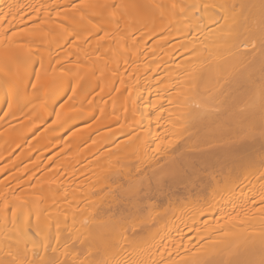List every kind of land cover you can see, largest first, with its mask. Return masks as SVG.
I'll return each instance as SVG.
<instances>
[{
  "label": "bare ground",
  "instance_id": "1",
  "mask_svg": "<svg viewBox=\"0 0 264 264\" xmlns=\"http://www.w3.org/2000/svg\"><path fill=\"white\" fill-rule=\"evenodd\" d=\"M73 1L0 0V19L9 11V6H12V11L15 12L20 5L28 4L36 7L47 5L48 13H51L55 19V12L61 8L70 9ZM137 2L167 3L168 0H137ZM183 2L200 3L202 6L205 2L221 3L224 0H183ZM235 2L239 5L241 0ZM245 2L255 5L246 11L256 23L254 24L252 19L244 23L242 18L237 30L238 34L231 38L225 37L217 25L212 23L219 13L211 9L205 12L202 7L200 12L190 11L187 13V19L178 17L171 24H168L167 19L161 20L158 14L155 19L148 16L141 23L142 27L137 28L143 32L138 33L137 30L129 32L125 29L127 33L123 39L118 37L117 32H114L113 38L103 41H97L95 35L88 37V32L95 30L91 28L87 18L81 21L80 13L72 11L68 12L71 23L64 22L69 31L73 32L72 35L61 38L58 35L59 29L54 24L51 26L45 24L39 29H34L36 35L17 37V40L22 42L35 41L33 47L38 48V52L44 55L46 61L50 58L55 63L60 59L64 63V68L71 69L73 73L78 72V75L70 77L71 79L80 81L82 78H91L92 88L103 89V82L108 76L124 72L122 64L128 61L119 62L120 54L127 55L132 63L130 64L132 69L141 67L143 73L149 72L146 78L153 76L157 78H152L156 84L153 88L149 84L144 86V82L129 83L127 94L131 98L124 109L117 112L114 110L109 114L106 111H99L95 114L97 117L95 121L92 118L94 114L88 110L82 111V108L75 109L67 115L62 114L57 120L51 104L47 111L33 109L32 105H27L22 110L15 111L14 116L10 114L0 120V155L15 154L16 159H20L21 155V152L20 155L17 154V149L26 145L22 142L25 136L39 131L35 136L42 137V133L57 128L65 121L69 122L68 126L78 125V127L75 129L65 126L55 131L53 135L60 136L65 131L66 135H63L64 138L59 141L43 143L41 151L52 144V147L47 148L48 154L51 148L52 151L58 152L59 156L63 153L65 155L67 151L66 159L68 157L72 160L73 158L81 160L84 152L81 150L80 156L75 152L78 146L72 144V138L80 137L85 141L97 129L117 123L120 126L121 121V125L127 126H122L126 129L123 134L125 136L127 133L131 134L129 138L118 141L98 153L100 163L107 159L111 163L108 166L104 165L106 168L103 167V172L98 173L95 180H90L89 175H86V179L82 178L79 183L69 181L67 172H72V169L76 171L71 168L73 164L77 165L76 159L68 160L64 179L61 178L62 175L57 178L54 171L55 174L49 175L48 172L47 175V171L39 167V170L44 172L43 175L36 176L34 180L36 184L28 182L30 178L27 180L28 183L26 182L27 185L29 183L36 185L35 187L32 185L36 189L35 192L31 190V194L28 188L25 194L23 189L22 194L17 192V184L14 185L15 188H11L12 190L8 189L6 181L3 182L1 179L3 183H0V193H4L5 196L0 198V239L5 235L15 236V232L11 230L14 227L12 208L16 207L17 226L22 229L25 216L31 224L28 239L35 240L43 246L47 238L49 244L59 243L61 250H65L64 246L67 244L69 258L81 254L87 248L86 243L80 242L87 234L85 228L99 227L98 224L92 223L93 218L97 221L109 217L118 218L129 210L131 205L124 193L129 184L135 183L143 189L142 215L150 216L149 222L142 226L145 239L142 245L143 251L138 249L136 257L145 260L155 259L159 262L162 258L156 249L160 248L164 249V257H168L171 253V258L179 264L181 259L191 258L192 253L197 252L201 245L215 243L219 248H228L245 238L252 237L255 243L249 240L242 251L245 249L254 251L258 258L259 233L264 229V219L255 209L260 207L261 194L264 193V179L260 178V172L264 171V167L259 162L264 152V140H261L259 135L247 139L243 136L249 127L258 130L264 123V109L261 107L262 92H264V71H262L264 51L259 40L256 41L255 50L243 47V43L248 42L249 31L258 35L260 17L259 0H245ZM36 17L37 14L30 8H24L15 19L8 16L0 26L11 29L12 32L24 27L33 29V18ZM47 18V14L42 9L35 23L39 24L40 20ZM49 27L53 34L44 36L41 29ZM120 27L124 28V24L122 23ZM106 30L113 29L109 27ZM224 31H227L226 27ZM75 33H79L80 39H77ZM85 37H88L87 40ZM49 42L50 46H48ZM193 49L195 52L192 51ZM24 54H27L26 51H0V78H10L5 74V68L15 71L18 65L22 64L21 57ZM39 58V55H35L34 59L29 60L26 69L39 67ZM77 63L80 65L79 69L76 68ZM2 92L5 91L0 90V93ZM90 101L92 96L76 94L74 100L69 103L72 106L82 107ZM98 101L101 99L99 98ZM3 108H6V104ZM49 112L51 115L48 114ZM0 113V116H3V111ZM84 124L85 126L82 127ZM16 132L18 136H23L21 140L12 144L4 143L3 139ZM119 136L108 137L103 144L110 145ZM161 141L164 143H161L160 151L157 152L156 146ZM59 145H61L59 148L66 150L64 152L61 150L60 153V149L56 151L55 147L58 148ZM72 146H74L73 150L70 149ZM86 148V150L90 149L89 146ZM123 149L130 151L129 158L118 160L113 157L117 151ZM41 151L35 153L36 155L33 152L34 161L37 160L38 154L47 153ZM72 151L76 155L78 153L77 157ZM28 152L26 155L32 154ZM70 153H74L73 158ZM55 154L52 155L57 157L58 155ZM84 154H87V151ZM52 155L50 159V156L46 157L47 163L55 158ZM245 155L255 160L252 168L234 164L238 157ZM84 157L83 159L86 160ZM86 157L90 159L89 156ZM15 158H13L14 168L27 160L25 156L20 161ZM39 159L40 163L37 160L35 166L47 164L43 162L42 165L41 158ZM79 160L77 163L80 162ZM17 161L21 163L16 164ZM88 161L90 163L93 159ZM86 162H82V168L89 165ZM26 164L27 162L23 164L24 167ZM6 165L4 163L0 168ZM13 165L11 163V166ZM34 165L30 167L28 163L26 167L35 168ZM18 167L16 168L19 171L21 168L24 169ZM81 167L79 165L80 169ZM76 168L80 171L77 166ZM29 170L32 171L33 168ZM33 171L32 174L35 175L40 173ZM70 174L73 176L74 173ZM84 174H81L80 178ZM87 177L90 181L88 185ZM161 177L166 195L155 194L152 195V199L144 198V193L152 194V190L157 186V180ZM92 181L94 183L91 186ZM4 184L6 189L2 187ZM6 201L7 208L3 207ZM183 201H187L186 205ZM230 217L237 218L232 220ZM86 220L89 221L87 226L84 223ZM57 225H59V242L56 240ZM37 231L40 232L39 236L36 235ZM78 235L80 239L76 238Z\"/></svg>",
  "mask_w": 264,
  "mask_h": 264
},
{
  "label": "snow or ice",
  "instance_id": "2",
  "mask_svg": "<svg viewBox=\"0 0 264 264\" xmlns=\"http://www.w3.org/2000/svg\"><path fill=\"white\" fill-rule=\"evenodd\" d=\"M201 7L205 12L214 10L219 13V16L212 23L217 25L225 37L231 38L238 34L237 30L241 25V19L247 23L250 19L255 24L254 18L246 11L255 5H251L241 0L239 5L235 0H224L221 3L205 2L188 4L183 0H168L167 3H148L142 4L137 0H79V3H73L69 8H61L55 12V19L52 14L48 13L47 5H20L18 10L13 12L12 6H9V11L3 14L0 19L6 20L8 16L16 18L24 10L30 8L32 12L37 14L33 18L34 28L27 27L18 28L17 31L12 32L11 29L0 26V51L21 50L26 51L27 55L24 59L25 67H27V60L32 56L39 55V67L33 66L27 71H21L19 67L15 71L5 68V74L10 78H0V90H4L6 94L5 103L6 108L0 109L3 111V116L0 120L5 119L8 115H15V111L22 110L27 105H32L33 109H40L47 111L51 104L52 110L55 111L56 118L59 120L63 115L75 111L74 107L70 105L73 101L78 89L81 87L79 79H71L77 73H73L71 69L64 68V63L57 59L55 63L49 58L45 59L43 54L38 52V48L33 47L35 41L29 40L22 42L17 40V37L36 35L34 29H39L41 25H55L59 29L58 35L63 38L65 35H72L73 32L64 23L70 21L68 12L80 13L79 19L81 21L87 18L91 28L95 31H89L88 37L95 35L97 41L113 38L114 32L120 31V26L123 23L124 27L131 29L136 23H141L145 18L151 16L153 19L159 15L161 20L167 19L168 24L174 22L178 17L187 19V13L190 11L200 12ZM47 14V19L40 20L39 24L35 23L38 19V14L41 10ZM259 28L258 35L249 31L248 42L243 43L244 48H251L255 50L256 41L259 40L261 49L264 51V0H259ZM95 18V22H94ZM74 19V18H73ZM11 23V21H9ZM111 27L113 30H106ZM225 27L227 31H224ZM210 31H215L210 29ZM44 36L52 33L51 27L48 29H41ZM77 39H80L79 33H75ZM88 37H85L87 40ZM123 39V37H121ZM195 52V49L192 50ZM76 68L80 65L77 63ZM262 71H264V64H262ZM71 90L69 94L68 90ZM67 97V99H64ZM58 105V107H57ZM261 107L264 109V92H262ZM51 115V112L48 113ZM259 135L261 140H264V123H262L257 130L255 127H249L243 138H252ZM161 141L157 144L155 151H160ZM260 165L264 167V152L260 156ZM234 164L252 168L255 160L248 155L238 157ZM260 178L264 179V171L260 172ZM143 189L137 184H129L125 189V196L131 208L125 211L118 218L109 217L99 221L93 218L92 223L98 224V228L86 227V235L80 240L82 244L86 243L87 248L81 254L73 255L69 258L67 244L65 250H61L59 243L52 245L45 242L43 246L35 240L28 239L29 229L31 224L25 216L22 229L17 226V209L12 208V223L15 236L5 235L0 239V264H178V262L171 258V253L168 257H164V249H156L161 256V260L157 262L155 259L145 260L136 257L137 250L143 251L142 245L145 242L143 225L149 222L150 216L142 215L144 208L141 193ZM166 195L162 183V177L157 180V186L152 190V194L144 193V198L152 199V195ZM5 196L0 193V198ZM260 207L255 209L262 214L264 219V193L261 194ZM7 208V201L3 205ZM247 210L245 215L247 216ZM239 215V213L237 214ZM237 217H230L235 220ZM5 223L7 219L5 217ZM85 226L89 221H85ZM56 240L59 242V225H57ZM39 236L40 232L37 231ZM80 239L79 235L76 237ZM154 238V237H153ZM254 238L248 237L241 242L228 247L219 248L215 243L208 245H201L197 252H193L191 258L181 259L179 264H264V229L259 233V257H256L254 251H242L244 245ZM42 247V250H41ZM51 249V251H49Z\"/></svg>",
  "mask_w": 264,
  "mask_h": 264
},
{
  "label": "rangeland",
  "instance_id": "3",
  "mask_svg": "<svg viewBox=\"0 0 264 264\" xmlns=\"http://www.w3.org/2000/svg\"><path fill=\"white\" fill-rule=\"evenodd\" d=\"M79 0H74L73 2H72V4L73 3H76V2H78ZM142 23V22H141ZM141 23H136L131 29H127V28H121L120 27V31L119 32H117L118 33V37H123V36H125L126 35V33H127V31L125 30V29H127L129 32L131 31V30H137L138 31V33H140V32H143L142 30H140V29H137L138 27H142V26H140L141 25ZM51 42V41H50ZM50 42L48 43V46H50ZM26 55L27 54H24L21 58H23V60H22V64H19L18 66H19V68H20V70L21 71H24V70H27L26 69V67H25V63H24V59H25V57H26ZM35 58V56H32L31 58H29L28 60H27V64H28V62H29V60H31V59H34ZM122 60H126V61H128L127 63H125V64H122V67L124 68V72H119L118 74H115V75H110V76H108L107 78H106V80H105V82H103V85H104V87H103V89H101V88H92L91 87V85L93 84L92 83V79L91 78H89V79H87V78H82L81 80H80V85H81V87L78 89V95H89V96H92V101H90V102H88V104H86V105H84V106H76V105H74L73 107H74V109H81L82 111H90V112H92L94 115L92 116V118L94 119L93 121H95V119L97 118V117H95V114H97L99 111H106V113L107 114H109L110 112H112V111H114V110H116V112L118 111V110H121V109H124V107L129 103V100H130V98H131V96H128V94H127V92H128V90H127V85L129 84V83H133L134 82V84L136 83V82H144V86H152V88L155 86L156 87V84L152 81V78L153 79H155V78H157V77H155V76H153L152 78L150 77V78H146L148 75H149V72H146V73H143L142 72V70H141V67H139V68H134V69H132L131 67H130V64L132 65V63L130 62V59L127 57V55L126 56H124V55H119L118 56V61L119 62H121V63H123L122 62ZM133 67V66H132ZM143 78H145L143 81H142V79ZM157 81V80H156ZM155 81V82H156ZM157 83V82H156ZM149 84V85H148ZM155 84V85H154ZM90 88H92V90L91 91H89V89ZM122 88V89H121ZM121 89V90H120ZM69 91V94H71V90L69 89L68 90ZM5 98H6V94H5V92H2V93H0V104H1V106H0V109H2L3 108V106L6 104L5 103ZM101 99V101H98V99ZM64 99H67V97H64ZM86 106H87V108H86ZM57 107H58V105H57ZM1 112V111H0ZM51 112H52V110H51ZM1 114V113H0ZM91 118V119H92ZM97 120V119H96ZM92 121V122H93ZM122 122V121H121ZM121 122H120V126H118L119 125V123H117L116 125H111V126H107V127H104V128H102V129H100L99 128V130L97 129L96 131H95V133L93 132L90 136H89V138L87 139V140H85V141H83V140H81L82 138H80V137H74V138H72L71 140H73L72 141V144H74V146L76 145V146H78L79 148H81V149H79L78 147H77V150L75 151V152H78L79 153V156L81 155L80 153H81V150H82V152H86L87 151V154H84L83 153V156H81V160H79L78 158H73V156L74 155H76V153L74 152V151H72V152H74L73 154H71V157L73 158V160L74 159H76V164L77 165H75V164H73L72 162H70V163H72L73 164V166H75V167H73L72 166V164H71V166H69V167H71V168H74L76 171H74L73 169H72V172L74 173V174H72L73 176H71V174L70 173H72V172H67L68 174H69V176H68V174H67V177L69 178V181L71 182H74V183H79V181L82 179V178H84L86 175L88 176L89 175V179L90 180H92V179H96L97 178V175H98V173H101V172H103V167H105V166H108L110 163H111V161L110 160H104V162H102L101 161V163L99 162L100 161V159L98 158V156H99V154L98 153H100L101 151H103L106 147H108V146H113L114 145V143H117L118 141H121V140H125V139H127V138H129L130 137V135H129V133H127L126 134V136L123 134L125 131H126V129H124L123 127H127V126H124L125 124H123V125H121ZM89 123V122H88ZM90 124V123H89ZM69 125V122L68 121H65L63 124H60L57 128H55V129H52V130H48V131H45V133H42V137L39 135V136H35L38 132H33V133H31V134H29L28 136H25V139L22 141V142H24L23 144L25 145H23L24 147H20V149L18 150L17 149V154H19L20 155V153L19 152H21V155H20V159H19V161L21 160V158H23L24 156H25V158L28 160H33L32 162H34L33 163V165L35 164V162L38 160V162L40 163V159L39 158H41V163H42V165H43V162H46V157L48 158V156H50V155H54L56 152H55V150H53L52 151V149L51 148H49L50 150H49V154H48V150H47V148L48 147H52V144L50 145V146H47V148L46 147H44V149H43V151H41V145H43V143H48L49 141H51V143H53V142H56V141H59V140H61L62 138H64V136L66 135V134H62V135H60V136H56V135H53L54 134V132L55 131H57V130H60V129H62L63 127H65V126H67V127H69V128H71V127H73V128H77L78 127V125H74V126H68ZM83 126H85V124L84 125H82V127ZM119 128H118V127ZM123 126V127H122ZM41 132V131H40ZM78 134H80V132L78 133ZM82 134V133H81ZM64 135V136H63ZM118 135H120L118 138H116L113 142H112V144H110V145H105V144H103V142H105V140L108 138V137H117ZM75 136H77V133H76V135ZM23 138V136L22 135H19L18 136V134H17V132L15 133V134H12L10 137H6L5 139H3L4 140V143H10V144H12V143H15V142H18L19 140H21ZM83 141V142H82ZM97 143H96V142ZM116 141V142H115ZM95 142V143H94ZM95 145H94V144ZM88 144V145H87ZM89 146L90 147V149L89 150H86L87 148V146ZM126 145H127V143H126ZM74 146H72L70 149L71 150H73V147ZM75 146V147H76ZM85 146V147H84ZM104 148H103V147ZM59 147H61V145H59L58 146V148L57 147H55V149H56V151H59L58 149H60V151H59V153L61 152V148H59ZM100 147H102L101 149H100ZM7 148H8V146H7ZM85 149L86 151H83V149ZM54 149V148H53ZM99 149H100V151H99ZM41 152H44V151H46L47 153H41L40 155L38 154L37 156H36V159L37 160H35L34 161V158L32 159V156L34 157L36 154L35 153H39L40 151ZM66 149H64L63 148V150H62V152H64ZM78 150H80V152L78 151ZM28 151H30L32 154L31 155H26V154H28L29 152ZM36 151H38V152H36ZM88 151H90V152H88ZM16 152V150H14V152L13 153H15ZM28 152V153H27ZM33 152H34V154L35 155H33ZM53 152V153H52ZM55 152V153H54ZM92 152V153H91ZM12 153V154H13ZM78 153H77V155H78ZM43 154H44V156H43ZM67 154V151L65 152V155ZM89 154V155H88ZM91 154H92V156H91ZM47 155V156H46ZM52 155V156H53ZM55 155H58L59 156V154H58V152L55 154ZM65 155H64V153L61 155L60 154V156L58 157H55V156H53V157H55L53 160H49L50 158H52L51 156L49 157V161H50V163H49V161H48V163H49V165H48V163L45 165V166H41V164H36V165H39V166H35V168H36V170H34L35 168L34 167H32L33 168V172L34 173H37L38 171H40V173L38 172L36 175L35 174H32V171L31 170H29V169H32V168H27L26 166L28 165V163H29V166H30V164L32 163L31 161H25V158H24V161L25 162H23L19 167H18V165H16V167H18V168H20V167H24V165L23 164H25L26 162H27V164L25 165V167H24V169H28L27 171L25 170V171H23L24 169L23 168H21L20 169V171H21V173H20V171H19V169H17L16 167L14 168V165H13V163L15 162L14 161V159L13 158H15V154H13L12 156H8V155H6V154H4V155H0V166L1 165H3L4 163H6L7 165L6 166H4L3 168H0V183H3V182H5L6 181V186H7V188L9 189H11V188H15L14 187V185H18V190H17V192H24V194H25V192H28V190H29V192H30V194H31V190H35L33 187H32V185L34 186L36 183V181H34L38 176L37 175H41L42 174V172H44L43 170L41 171V170H39V167H40V169H41V167H42V169H44L45 171H47L46 172V174L49 172L50 174L49 175H52L54 172L56 173H54L55 175H56V177L58 178V176L59 177H61V175H62V177L61 178H63L64 179V177H65V175H66V168H68V167H66V165H67V162H68V164H69V161L70 160H72L71 158L70 159H68V157H67V159L65 158ZM73 155V156H72ZM77 155L75 156V157H77ZM84 155H85V157H84ZM23 156V157H22ZM40 156V157H39ZM45 157V158H43V157ZM69 156V155H68ZM86 156H89L90 157V159H88V157H86ZM131 156V153H130V151L129 150H127V149H123V150H119V151H117L114 155H113V157H115L116 159H118V160H125V159H127V158H129ZM19 157V156H18ZM70 157V156H69ZM83 157L84 158H86V160L85 159H83ZM16 158H17V155H16ZM15 158V160H18V159H16ZM98 158V159H97ZM45 159V160H44ZM92 160L93 159V161H91L90 163H89V161L88 160ZM97 159V160H96ZM110 159V158H109ZM23 160V159H22ZM69 160V161H68ZM72 160V161H73ZM77 160H79L80 162H78L77 163ZM94 160L96 161V162H94ZM19 161H17L16 162V164H18V163H21V162H19ZM86 161H88V162H86ZM99 163H98V162ZM31 162V163H30ZM82 162L83 163H87V164H89V165H85L83 168L81 167V164H82ZM11 163H12V165L13 166H11ZM94 163H98V164H94ZM33 165H31V166H33ZM79 165H80V167H81V169L83 170H81L80 168H79ZM105 165V166H104ZM28 166V167H29ZM30 166V167H31ZM46 166H47V169H46ZM49 166V167H48ZM68 166V165H67ZM76 166L79 168V170L80 171H78V169L76 168ZM45 167V168H44ZM66 167V168H65ZM50 170H49V169ZM106 168V167H105ZM52 170V171H51ZM23 171V172H22ZM36 171V172H35ZM51 171V172H50ZM54 171V172H53ZM69 171H70V169H69ZM25 172V173H24ZM23 173V174H22ZM52 173V174H51ZM85 173V174H84ZM81 174H84L81 178H80V176H81ZM30 175H32V176H30ZM43 175V174H42ZM44 175H45V173H44ZM48 175V174H47ZM55 175H53V178H55L54 176ZM35 176V177H34ZM37 176V177H36ZM71 176V177H70ZM79 176V177H78ZM32 177V178H31ZM66 177V178H67ZM78 177V178H77ZM91 177V178H90ZM5 180H4V179ZM30 178V179H29ZM34 178V179H33ZM77 178V179H76ZM1 179L3 180V182H1ZM30 180V181H28V182H33V183H35V184H33L32 183V185H31V183H29V185H27V180ZM32 179V180H31ZM79 179V180H78ZM85 179H86V177H85ZM84 179V180H85ZM27 182V183H26ZM88 183H90V181H88V177H87V185H88ZM93 181H92V184H91V186L93 185ZM5 184L2 186V187H4L5 186ZM16 185V186H17ZM90 185V184H89ZM1 186V185H0ZM5 186V187H6ZM30 186V187H29ZM36 186V185H35ZM34 186V187H35ZM4 187V188H5ZM89 187V186H88ZM27 188H28V190H27ZM6 189V188H5ZM23 189V190H22ZM24 189H25V191H24ZM12 190V189H11ZM22 190V191H21ZM27 190V191H26ZM33 191H32V194H33ZM22 192V193H23ZM35 192V191H34ZM19 193V194H20ZM21 193V194H22ZM33 198H34V194H33ZM33 200V199H32ZM186 203H187V201H183V204L184 205H186Z\"/></svg>",
  "mask_w": 264,
  "mask_h": 264
}]
</instances>
